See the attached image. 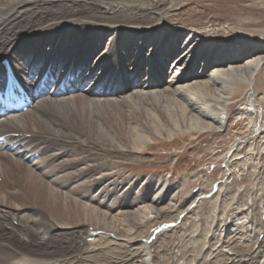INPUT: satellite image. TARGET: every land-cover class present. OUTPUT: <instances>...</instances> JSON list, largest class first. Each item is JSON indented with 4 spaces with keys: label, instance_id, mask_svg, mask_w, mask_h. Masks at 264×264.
Listing matches in <instances>:
<instances>
[{
    "label": "bare ground",
    "instance_id": "1",
    "mask_svg": "<svg viewBox=\"0 0 264 264\" xmlns=\"http://www.w3.org/2000/svg\"><path fill=\"white\" fill-rule=\"evenodd\" d=\"M182 4L0 0V79L10 69L32 93L47 94L32 109L0 121V203L32 204L24 220L19 212L0 210V264H96L98 259L91 260L95 250L87 246L94 244L99 251L120 252L113 264H152L150 240L134 234L151 215L160 227L155 232L161 227L168 231L164 224L172 221L163 217L177 209L178 198L173 194L163 206L171 188L167 180L125 178L110 161L141 155L158 140L220 132L235 97L244 96L249 115L260 117L253 89L261 83L264 45L244 49L192 30L186 37L159 30ZM4 150L8 152L2 155ZM228 163L225 157V175ZM140 183L136 193L143 195L135 193L111 222L99 215L102 198L118 191L128 198ZM87 191L93 192L97 209L81 207L70 196L85 197ZM205 196L196 197L183 213L189 214ZM81 213L98 221L93 229L71 232L70 226L53 223V218L77 219ZM229 227L223 225L224 235L234 238ZM61 234L65 240L54 244ZM260 234L264 236V226ZM250 237L236 238L249 242ZM258 258L264 264V240L256 239L250 252L232 263L256 264Z\"/></svg>",
    "mask_w": 264,
    "mask_h": 264
},
{
    "label": "rangeland",
    "instance_id": "2",
    "mask_svg": "<svg viewBox=\"0 0 264 264\" xmlns=\"http://www.w3.org/2000/svg\"><path fill=\"white\" fill-rule=\"evenodd\" d=\"M159 30L166 33L179 32L185 37L192 30L202 37L228 43L230 47L246 49L258 42L264 45V0H183L177 15L161 22ZM259 77L261 83L253 89V95L256 100L255 109L260 112V117L249 115L243 105L244 96L235 97L229 107L226 124L220 132L184 135L175 137V141L158 140L141 155L133 154L125 157L127 160L110 161L114 170L125 178L135 180L137 176L143 175L167 180L171 188L163 206L167 205L173 194L178 198L180 204L177 209L163 217L165 222L172 221L164 224L167 227L169 225L170 231L161 227L155 232L160 227H155L156 217L151 215L137 230L138 233L134 234L139 240H150L152 264H233L234 258L240 259L250 252L256 239L258 242L264 240L263 235H258L259 229L264 226V67ZM7 152L4 150L1 154ZM225 157H228L229 162L226 175L222 164ZM15 159L20 160V156ZM0 161L4 160L0 158ZM60 166L56 165L55 171ZM140 185L134 186L130 198H126L120 191L114 197L99 198L102 201L99 215H105L107 222H111L110 218L119 213L121 205L132 201L136 194L143 195L136 193ZM9 191H12V187H9ZM60 192L64 193L65 190L61 189ZM86 193L85 197H80V194L70 196L81 207L95 209L97 200L92 199L93 192ZM203 194L207 195L203 202L199 205L196 202L192 211L185 215L183 211ZM30 205V202L10 199L0 203V210L19 212V217L22 215L20 219L24 220L31 214ZM89 214L81 213L80 218L64 221L53 218V223L68 225L71 232L88 227L93 229L98 221ZM177 214H180L178 221ZM252 219H255L253 229L250 226ZM225 223L230 224L229 229L235 230V239L224 235ZM239 234L244 235V238L251 236L249 242H244V239L238 241L236 237ZM64 236L59 235L54 244L60 243L59 239ZM87 246L91 250L94 248L91 260L94 262L98 259L96 264H113L114 257L120 253L109 254L104 250H96L95 244ZM256 264H263V260L258 258Z\"/></svg>",
    "mask_w": 264,
    "mask_h": 264
}]
</instances>
